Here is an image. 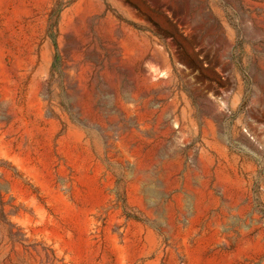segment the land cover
Here are the masks:
<instances>
[{
    "label": "rangeland",
    "instance_id": "1",
    "mask_svg": "<svg viewBox=\"0 0 264 264\" xmlns=\"http://www.w3.org/2000/svg\"><path fill=\"white\" fill-rule=\"evenodd\" d=\"M0 264H264V0H0Z\"/></svg>",
    "mask_w": 264,
    "mask_h": 264
}]
</instances>
